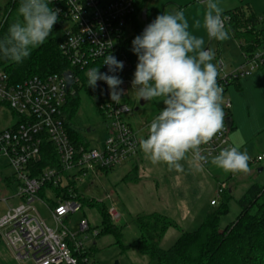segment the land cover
Returning a JSON list of instances; mask_svg holds the SVG:
<instances>
[{"label": "built area", "instance_id": "2783aa9c", "mask_svg": "<svg viewBox=\"0 0 264 264\" xmlns=\"http://www.w3.org/2000/svg\"><path fill=\"white\" fill-rule=\"evenodd\" d=\"M50 7L59 9L53 28L60 33V51L69 68L63 73L35 75L17 83H12L8 74L0 70V119L5 112L10 116L0 127V158L6 160L18 186L15 197L21 199L19 205L9 206L7 214L0 218V235L20 264H79L74 253L84 251L88 245L65 224L71 214L83 208L77 199L79 183L126 163L140 162L139 141L147 138L152 122L135 128L127 120L135 111L129 103L131 82L127 73L133 67L126 52L127 40L133 34L135 0H51ZM223 16L228 18L226 30L237 40L241 61L230 70H226L222 58L217 61L218 84L224 89L221 106L225 130L209 144L201 145L205 161L197 162L191 152L186 154L204 167L221 150L234 147L227 123L232 106L228 89L257 71L264 74V12ZM110 53L123 62L122 70L109 72L103 64ZM93 67L123 81L118 88L123 90L118 103L111 99V89L105 81H97L95 88L88 86L87 72ZM66 72L73 76L69 89ZM82 88L95 97L108 129L106 139L98 147L88 145L84 137V142H80L73 135L75 128L68 103ZM45 142L53 147L55 161L52 149H43ZM42 158L52 164L42 167ZM263 160L264 156L257 157V161ZM54 189L61 192L57 194ZM223 189H218L211 206L219 204ZM42 190L54 202L53 206L39 195ZM113 198L114 192L108 191L96 199L110 202L108 214L118 222L122 213ZM37 202L51 213L54 226L43 218ZM90 230L87 219L79 223V234ZM84 261L88 263L89 259Z\"/></svg>", "mask_w": 264, "mask_h": 264}, {"label": "rangeland", "instance_id": "374dc122", "mask_svg": "<svg viewBox=\"0 0 264 264\" xmlns=\"http://www.w3.org/2000/svg\"><path fill=\"white\" fill-rule=\"evenodd\" d=\"M6 1L0 0V3L4 4ZM200 1L202 0H146L144 9H148L149 23L165 12L175 13L183 10L189 23V31L205 40L204 48L214 51L215 58L211 63L217 65V61L222 58L226 70H230L241 61L237 40L228 30V38L224 41L208 38L203 26L206 4ZM214 2L218 3L223 13L240 6H249L258 14L264 12V0H214ZM141 24L144 27L143 21ZM128 60L133 67L127 73L131 82L129 103L135 109L140 101L132 85L138 63L137 54L134 53ZM240 84L242 89L232 85L227 92V97L232 102L229 115L236 124V128L231 131V140L235 148L247 152L250 156L252 162L249 166L250 172L232 174L212 163L206 167L198 164L201 166L199 167L189 158L179 161L181 165L186 164L187 167L178 171L164 162L153 164L142 151V162L139 163L135 175L131 174L127 180L124 177L130 169V163L110 173L108 171L99 174L97 178L91 176L88 181L79 183V193L87 197L101 198L106 191L115 192L114 203L122 213V218L116 225L122 227L124 244H131L140 236L133 220L138 213L160 212L174 219L185 231L197 229L211 210L210 202L219 188L232 191V197L228 201V212L221 217V228H224L239 215L241 208L238 200L247 190L253 184H264V160L257 161L258 155L264 156V74L257 71L242 78ZM78 96L79 107L77 114L71 118V124L75 131L87 140L88 145L98 147L108 135L105 120L95 104L93 95L82 88ZM164 107L162 100L147 101L139 110L130 114L127 120L133 127L140 128L150 123ZM9 117L7 112L1 116L0 127ZM5 166L6 160L0 158V169L4 175H10L11 170ZM89 182L92 183L91 188L88 186ZM17 193L18 186L15 182L7 185L0 180V218L7 214L9 206L20 204L21 199L15 197ZM39 195L42 197V192ZM46 196L47 194L42 198L49 202ZM8 198L7 204L4 199ZM105 203L108 205L110 202ZM36 205L47 223L54 226L51 213L40 202ZM85 219L89 221L91 228L99 226L101 219L98 208L84 206L79 212L71 214L65 224L74 233H78V237L83 239L88 247L96 243L89 264H154L150 257L141 254L135 248L123 249L112 234L97 237L98 233L95 234L92 230L86 234H79V223ZM179 235L177 229H170L162 240L161 247L170 248ZM85 236L90 238L85 239ZM0 264H20L2 243H0Z\"/></svg>", "mask_w": 264, "mask_h": 264}, {"label": "clouds", "instance_id": "9594fccd", "mask_svg": "<svg viewBox=\"0 0 264 264\" xmlns=\"http://www.w3.org/2000/svg\"><path fill=\"white\" fill-rule=\"evenodd\" d=\"M206 11L203 26L209 39L228 38L223 10L214 0H204ZM51 0H21L19 17L0 37V54L16 63L23 62L31 50L41 46L51 35L58 21L59 9L50 7ZM199 26V21H197ZM205 40L189 31L183 10L158 15L132 41L138 63L132 80L140 100H162L165 107L152 120L140 149L153 164L166 163L182 171L179 161L191 152L193 158L205 161L201 145H207L225 130V112L221 106L224 89L218 84V66L212 49L204 48ZM109 72L124 65L111 53L104 63ZM88 86L105 81L114 102L121 99L122 80L116 75L101 73L93 67L87 72ZM250 156L237 148H225L212 158V164L230 173L250 172Z\"/></svg>", "mask_w": 264, "mask_h": 264}, {"label": "trees", "instance_id": "16d2710c", "mask_svg": "<svg viewBox=\"0 0 264 264\" xmlns=\"http://www.w3.org/2000/svg\"><path fill=\"white\" fill-rule=\"evenodd\" d=\"M20 3L21 0H7L4 4L0 3V37H3L7 33L8 27L18 19ZM144 3L145 0H135L136 12L132 18L133 34L126 44V52L129 57L134 54L132 51L133 39L143 32L141 22ZM247 11L255 12L249 6H240L223 14L240 12L245 15ZM60 41V33L53 28L46 41L41 46L32 49L30 56L21 63L5 59L0 54V70L8 74L12 83L35 75L45 77L50 74L63 73L69 68V64L61 54ZM236 86L240 89L239 84ZM78 107L79 96L77 93L69 99L70 118L77 114ZM233 129L232 125L231 131ZM73 135L80 142H84L80 133L73 131ZM43 149H52V153H54L53 147L48 142L44 143ZM258 156L262 157V155ZM52 158L55 161V153ZM251 163L249 161V166ZM40 164L44 167L51 165L52 162L42 158ZM137 167H134L124 179L130 178L131 174L135 175ZM0 180L7 185L15 182L13 178L2 175ZM54 190L57 194L61 192L58 189ZM43 196H45L44 190H42ZM231 197L232 191L223 189L220 204L212 206L203 222L193 231L183 230L174 219L160 212L138 213L133 220L140 236L131 244H124L122 227L111 220L108 214V205L105 202H99L94 197L82 194H78L77 199L81 202L82 207L98 208L100 225L91 228L92 231H99L97 237L112 234L123 249L135 248L141 254L150 257L154 264H264V184H253L247 190L238 200L241 211L235 221L221 228V217L228 212V201ZM46 199L51 206L54 205V202L47 196ZM171 228L177 229L180 235L170 248L164 249L161 247V242ZM95 247L96 243L94 242L84 251L74 253L79 257V264H89L84 259L91 260Z\"/></svg>", "mask_w": 264, "mask_h": 264}, {"label": "crops", "instance_id": "0c3cea01", "mask_svg": "<svg viewBox=\"0 0 264 264\" xmlns=\"http://www.w3.org/2000/svg\"><path fill=\"white\" fill-rule=\"evenodd\" d=\"M145 2H146V0H145ZM205 3V2H204ZM229 11V10H228ZM226 12V11H225ZM240 85V88L242 89V86H241V84H239ZM237 88H239V87H237ZM232 120H233V126H234V129L236 128V124H235V121H234V119L232 118ZM233 129V130H234ZM189 157H185V159H188ZM185 159H183V160H185ZM189 159H191V158H189ZM192 160V159H191ZM140 162H142V158H141V160H140ZM140 162H138L137 164H135L134 166L133 165H130L129 167H130V169H128V172H127V174L134 168V167H136V166H138L139 165V163ZM195 164H196V162H194ZM198 165V164H197ZM125 165H123V166H120V167H118V168H121V167H124ZM199 166V165H198ZM5 167H7V166H5ZM139 167V166H138ZM137 167V168H138ZM187 166H186V164H182V168L183 169H185ZM199 167H201V166H199ZM8 168V167H7ZM116 169V168H115ZM114 170V169H113ZM113 170H109V173H110V171H113ZM106 172H108V171H106ZM105 172V173H106ZM126 174V175H127ZM4 176V177H11L12 178V176H11V173H10V175H4L3 174V172H2V170L0 169V176ZM125 175V176H126ZM88 186H89V188H91L92 187V183H88ZM106 192H108V191H106ZM115 193V192H114ZM115 195V194H114ZM14 197V196H13ZM95 198V197H94ZM4 202L5 203H9V198L8 199H4ZM210 206H211V204H210ZM212 207V206H211ZM172 229V228H171ZM170 230V229H169ZM168 230V231H169ZM168 231H167V233H168ZM166 233V234H167ZM0 243H2L4 246H5V248L7 249V251L9 252V254L14 258V255H13V253H12V251L8 248V246L5 244V242L3 241V239H2V237H1V242ZM15 259V258H14ZM16 261V260H15Z\"/></svg>", "mask_w": 264, "mask_h": 264}, {"label": "water", "instance_id": "95a60500", "mask_svg": "<svg viewBox=\"0 0 264 264\" xmlns=\"http://www.w3.org/2000/svg\"><path fill=\"white\" fill-rule=\"evenodd\" d=\"M142 21L144 22V27H143V30L145 29V27L149 24L148 22V9H143L142 11ZM65 77H66V80H67V89L70 88L71 86V83H72V79H73V76H72V73L71 72H66L65 73ZM147 103V101H144V100H140L139 101V105L135 108V111L139 110V108L141 106H144L145 104ZM227 123L230 127H232L233 125V120H232V117H228L227 118ZM262 170V169H260Z\"/></svg>", "mask_w": 264, "mask_h": 264}]
</instances>
